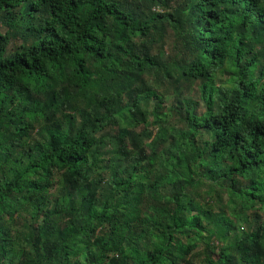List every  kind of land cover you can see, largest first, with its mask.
<instances>
[{"label": "trees", "instance_id": "1", "mask_svg": "<svg viewBox=\"0 0 264 264\" xmlns=\"http://www.w3.org/2000/svg\"><path fill=\"white\" fill-rule=\"evenodd\" d=\"M0 264H264V0H0Z\"/></svg>", "mask_w": 264, "mask_h": 264}]
</instances>
